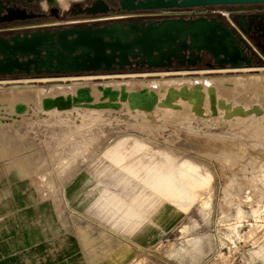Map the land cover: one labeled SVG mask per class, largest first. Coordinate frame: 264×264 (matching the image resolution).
Segmentation results:
<instances>
[{"label":"rangeland","instance_id":"rangeland-1","mask_svg":"<svg viewBox=\"0 0 264 264\" xmlns=\"http://www.w3.org/2000/svg\"><path fill=\"white\" fill-rule=\"evenodd\" d=\"M58 3L62 9L67 6L59 0ZM255 61L258 65L248 68L250 71H235L230 67L210 70L139 68L61 77L0 76V88L9 94V100L0 106V162L14 165L20 159L26 168L43 173L45 193L57 190L58 185L61 206L66 204L63 192L69 181L86 174L87 181L80 183L71 205L81 211L87 206L110 217L114 212L107 204L109 196L114 195L119 204L130 203L143 184L140 178L118 168L135 163L143 150L146 157L141 159H144L142 165L150 162L151 168H156L164 162L172 168L163 183L169 186L165 187L167 214L175 212L177 220L167 233V243H172L177 252L192 243L197 251L193 254L197 253L200 258L204 255L214 257L220 264H235V261L243 264L245 256L251 259L249 256L260 252L264 238V117L234 120L219 115L200 120L192 118L188 112L174 114L162 110L143 116L130 112L124 105L122 111L117 110L119 112L87 108L43 111L38 102L34 105L15 96L11 89L22 86L47 89L59 84L68 88L73 83L89 87L94 83L101 85L132 78L148 81L263 76L264 62L259 58ZM19 103L28 107L26 112L14 116L11 106ZM118 144L125 147L117 150L125 159L119 165L116 159L118 167H115L106 154L119 148ZM187 161L197 166L201 175H209L205 183L200 184L195 173L187 172ZM155 173L158 176L161 170ZM178 174L181 175L179 182L175 180ZM94 186L98 190L93 191ZM142 208L152 212L150 203ZM122 212L123 209L113 218Z\"/></svg>","mask_w":264,"mask_h":264},{"label":"crops","instance_id":"crops-1","mask_svg":"<svg viewBox=\"0 0 264 264\" xmlns=\"http://www.w3.org/2000/svg\"><path fill=\"white\" fill-rule=\"evenodd\" d=\"M118 145L106 154L115 167L116 159L125 158L117 153L125 147ZM17 160L14 165L0 162V264H220L214 257L193 254L197 251L192 243L179 252L167 243L177 215L167 214L166 191L155 190L148 179L140 177L143 184L130 203L119 205L114 195L109 196L111 202L106 203L113 216L123 212L104 217L87 206L81 211L71 205L78 186L87 181L86 174L69 181L63 192L66 204L61 206L59 186L45 193L43 173ZM121 171L130 175L124 168ZM92 189L98 190L97 186ZM146 203L152 212L142 208ZM259 251L251 259L245 256L243 264H264V238Z\"/></svg>","mask_w":264,"mask_h":264},{"label":"water","instance_id":"water-1","mask_svg":"<svg viewBox=\"0 0 264 264\" xmlns=\"http://www.w3.org/2000/svg\"><path fill=\"white\" fill-rule=\"evenodd\" d=\"M252 3H264V0H120L118 5L120 10L130 12ZM79 12L85 15L105 14L107 5L103 0H96ZM186 51L194 54V59L188 60L189 65H194L203 51L215 64L251 67L233 32L221 22L178 18L140 24L113 22L96 28L69 27L53 33L36 31L21 38L16 36L11 39V44L0 40V75L29 74L30 71L35 74L112 72L131 67L133 63L140 68L163 69L171 67L172 60L184 61ZM16 55L25 60L19 61ZM89 99V89L81 88L76 90L74 97L45 99L42 103L44 110L55 108L64 111L78 101ZM49 102L51 106L46 108ZM23 110L22 105L15 108L16 112Z\"/></svg>","mask_w":264,"mask_h":264},{"label":"bare ground","instance_id":"bare-ground-1","mask_svg":"<svg viewBox=\"0 0 264 264\" xmlns=\"http://www.w3.org/2000/svg\"><path fill=\"white\" fill-rule=\"evenodd\" d=\"M59 1L63 3L62 0ZM232 68L240 69V67ZM79 84L73 83L68 88L65 85L61 84L51 85L48 86L47 89L34 86H22L14 87L11 90L13 91V95L19 96L20 98H23L30 103L32 102L34 104L38 102L39 107L43 111L44 109L42 101L45 100V98H49V95H52V99H48V101H52L56 97H63L65 99L67 96L74 97L76 90L87 88L89 89L90 99L87 101H78L76 102L77 104L64 111H69L71 110V108H87L94 109L96 111L111 110L116 112L124 105V107H127L130 110V112H137L143 116H148L149 114H153V112L157 110H162L163 112H174V114L175 112H177L176 114H178V112H188L190 116H192V118L200 120L207 117H216L219 115L221 117L230 116L233 117L234 120H260L264 117V75L260 76V74L257 76H232L229 78L222 77L219 79L200 80L197 78H170L158 80L152 79L147 81L135 80L134 78H132L130 80L121 81L113 80L101 85H96L94 83L89 87L85 85L81 86ZM96 90H98V93L96 92ZM104 91H107V93L104 94ZM65 92H67V94H63ZM99 95L100 100H98ZM8 100L9 94H7L5 90L0 88V106L2 104L4 105ZM18 105H22L24 107V110L22 112L15 111V108ZM50 106L51 102L46 105V108H49ZM26 107H28L26 104H13L11 106V111L14 116L16 114L21 115L23 112H26ZM49 110L50 109H45V111ZM143 157L144 156L139 157L138 160L135 163L129 165V167L123 166V168L125 169V171L129 172L130 175H133L136 178L141 177V179H148L147 181H149L150 186L154 187L155 190L161 192L165 190L167 192L169 186L167 184H164L163 180L172 168L170 166H167V163L165 164L164 162L162 164H157L156 168H151L152 165H149L150 162L147 165H142L141 161H143L144 159H141ZM122 161V159H119L117 164L119 165V163H121ZM187 162L189 166L187 172L195 173L198 177V180L200 181V184L205 183L209 175H201L202 173L198 171L197 166L189 161ZM162 165L164 166V168H161ZM157 170H161V173L158 176L155 175V172ZM175 173L177 174V172ZM179 174L175 175V180H177L178 182L181 181V175ZM165 187H167V189ZM117 206L115 205V207ZM124 206L126 207V204ZM132 211L133 213L135 212L133 209Z\"/></svg>","mask_w":264,"mask_h":264},{"label":"flooded vegetation","instance_id":"flooded-vegetation-1","mask_svg":"<svg viewBox=\"0 0 264 264\" xmlns=\"http://www.w3.org/2000/svg\"><path fill=\"white\" fill-rule=\"evenodd\" d=\"M95 1L96 0H66V3L63 2V4L67 6L62 9L58 0H0V40L11 44V39L16 36L21 38L23 35H29L36 31L53 33L69 27H76L79 29L91 26L92 28H96L113 22L131 21L140 24L147 21L158 22L166 19L182 18L185 20H194L205 18L207 20L214 19L221 22L233 32V37L238 40L239 47L243 49V53L250 60L251 67H253V65H258L255 61L257 58L264 62V3L215 6L217 8H223L229 13L228 15L231 22L229 23L219 15L194 16L187 14L182 17L162 18L153 15L155 10L126 12L119 9L118 2L120 0H103L107 5V12L105 14L85 15L79 12V9H84ZM22 15H31L32 17L14 18ZM7 19L11 20L7 21ZM193 55L191 51H186L184 61L172 60L171 67L163 69L210 70L223 67L232 68L230 65L215 64L213 59L203 51L199 53V60L195 61L194 65H189L188 60L192 61L194 59ZM17 57L19 61L25 60L24 57ZM139 68V65L137 66L133 63L131 67L126 66L119 72L131 71ZM240 68L241 69L233 68L232 70L250 71L245 65L240 66ZM141 69L147 68L144 66ZM112 72H118V70ZM93 73L96 72H61L59 74L54 72L50 74L41 72L40 74H35L30 71L29 74L13 73L11 75L0 76L19 77L32 75L37 77H61Z\"/></svg>","mask_w":264,"mask_h":264},{"label":"built area","instance_id":"built-area-1","mask_svg":"<svg viewBox=\"0 0 264 264\" xmlns=\"http://www.w3.org/2000/svg\"><path fill=\"white\" fill-rule=\"evenodd\" d=\"M187 14L194 16L219 15L221 18L231 23L228 15L229 13L225 9L217 8L215 6L180 9H157L153 13L154 16L162 18L182 17Z\"/></svg>","mask_w":264,"mask_h":264}]
</instances>
